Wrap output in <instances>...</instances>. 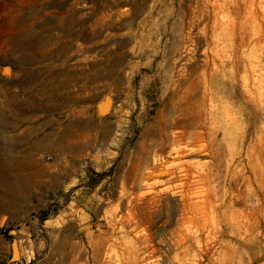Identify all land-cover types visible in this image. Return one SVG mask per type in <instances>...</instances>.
I'll return each instance as SVG.
<instances>
[{"label": "rangeland", "instance_id": "obj_1", "mask_svg": "<svg viewBox=\"0 0 264 264\" xmlns=\"http://www.w3.org/2000/svg\"><path fill=\"white\" fill-rule=\"evenodd\" d=\"M194 1L0 0V264H264V19Z\"/></svg>", "mask_w": 264, "mask_h": 264}, {"label": "bare ground", "instance_id": "obj_2", "mask_svg": "<svg viewBox=\"0 0 264 264\" xmlns=\"http://www.w3.org/2000/svg\"><path fill=\"white\" fill-rule=\"evenodd\" d=\"M196 1V9L198 8V7H200V6H203V4H206L208 7H210L211 8V11H213L214 13H215V16H213L214 17V30H213V32H212V34L214 33V36H219L220 35V32L219 31H221L222 30V28H221V30H219V27H218V23H219V21H218V17H220L219 16V14H220V12H221V10L223 9L224 10V8L227 6H229V7H235V5H240V4H244L245 5V7L247 8V9H249V12H250V18L252 17V20H253V22H254V24H259L258 22H259V19H260V17L262 18V19H264V0H195ZM194 1V2H195ZM205 6V5H204ZM248 12V11H247ZM249 15V14H248ZM193 17H195V14H194V16ZM212 17V18H213ZM251 20V19H250ZM217 21H218V23H217ZM261 28V27H260ZM175 109V108H174ZM176 111V110H175ZM185 114V113H184ZM180 115V114H179ZM181 116V115H180ZM183 116V115H182ZM159 121V120H158ZM168 121V120H167ZM166 121V122H167ZM178 121H179V116H176L175 118H173L172 119V122H174L175 124H177L178 123ZM160 123H161V127H160V130H164V128H165V121H164V116L162 117V119L160 120ZM155 126V125H154ZM172 128V127H171ZM150 132H153V130L151 129V127H147V128H145L144 129V131H142V133H141V136L143 137V136H145V135H148V134H150ZM155 133L157 134L158 133V131L156 130L155 131ZM154 133V134H155ZM162 133V132H161ZM178 140V139H177ZM164 142V141H163ZM178 142H180V141H178ZM183 150V149H182ZM181 152V151H180ZM196 165V164H195ZM180 166V165H179ZM182 167V166H181ZM183 169V168H182ZM186 172H184V171H179V172H177V173H179L180 174V176H187V175H189L188 174V172H190V170L188 171V170H186V169H184ZM155 173V172H154ZM166 174H172V170L170 169V168H167L165 165H163V168H162V170L161 171H156V175L157 176H163V175H166ZM162 190V189H161Z\"/></svg>", "mask_w": 264, "mask_h": 264}, {"label": "water", "instance_id": "obj_3", "mask_svg": "<svg viewBox=\"0 0 264 264\" xmlns=\"http://www.w3.org/2000/svg\"><path fill=\"white\" fill-rule=\"evenodd\" d=\"M107 100H108L109 102H108L107 107L102 108L103 112H107V111L109 110V107H110V104H111V98H110L109 96H107ZM15 242H16V241H15ZM19 257H20V256H19V253H18V251H17V252H14L12 259H13V260H16V259H18Z\"/></svg>", "mask_w": 264, "mask_h": 264}, {"label": "built area", "instance_id": "obj_4", "mask_svg": "<svg viewBox=\"0 0 264 264\" xmlns=\"http://www.w3.org/2000/svg\"><path fill=\"white\" fill-rule=\"evenodd\" d=\"M48 159H50V156H48ZM2 230L7 231V227L6 226L2 227Z\"/></svg>", "mask_w": 264, "mask_h": 264}]
</instances>
